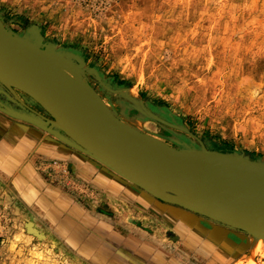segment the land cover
<instances>
[{"label": "rangeland", "instance_id": "rangeland-1", "mask_svg": "<svg viewBox=\"0 0 264 264\" xmlns=\"http://www.w3.org/2000/svg\"><path fill=\"white\" fill-rule=\"evenodd\" d=\"M0 18L35 43L74 53L92 68L84 69L92 86L139 114L134 125L168 133L173 145L264 158V0H0ZM249 257L264 264V239L235 264ZM0 264L91 263L0 186Z\"/></svg>", "mask_w": 264, "mask_h": 264}, {"label": "water", "instance_id": "water-1", "mask_svg": "<svg viewBox=\"0 0 264 264\" xmlns=\"http://www.w3.org/2000/svg\"><path fill=\"white\" fill-rule=\"evenodd\" d=\"M84 69L92 71L74 53L35 43L0 18L1 111L57 136L160 202L242 232L252 255L264 239V158L170 144L119 117Z\"/></svg>", "mask_w": 264, "mask_h": 264}, {"label": "crops", "instance_id": "crops-1", "mask_svg": "<svg viewBox=\"0 0 264 264\" xmlns=\"http://www.w3.org/2000/svg\"><path fill=\"white\" fill-rule=\"evenodd\" d=\"M0 186L91 264H235L249 248L242 232L160 202L90 155L1 110Z\"/></svg>", "mask_w": 264, "mask_h": 264}, {"label": "flooded vegetation", "instance_id": "flooded-vegetation-1", "mask_svg": "<svg viewBox=\"0 0 264 264\" xmlns=\"http://www.w3.org/2000/svg\"><path fill=\"white\" fill-rule=\"evenodd\" d=\"M90 83L91 81L88 80ZM107 81V79H106ZM110 85L113 89H118V84L115 83L113 80L110 81ZM106 86V84H104ZM95 90L99 93V95L102 97V99L109 105V107L114 110L119 117L122 119L128 121V122H134L135 120H142L139 116V114L133 110L130 109L129 105L124 102L122 99H118V96L113 91H108L106 89H103L102 87L94 86ZM107 87V86H106ZM34 107V106H33ZM133 124V123H132ZM145 130V129H144ZM156 136L162 138L166 142L170 143V140L172 139L168 133H158ZM170 137V138H169Z\"/></svg>", "mask_w": 264, "mask_h": 264}, {"label": "bare ground", "instance_id": "bare-ground-1", "mask_svg": "<svg viewBox=\"0 0 264 264\" xmlns=\"http://www.w3.org/2000/svg\"><path fill=\"white\" fill-rule=\"evenodd\" d=\"M29 224H31V223H29ZM29 224H27V225L29 226V229L32 230V231H34L35 229H34L32 226H30ZM35 231H36V230H35ZM39 235H40V234H39ZM41 235H42V234H41ZM260 241H261V239L258 240L256 246L254 247V252H252V254H253V253H254V254L256 253V249H257V247H258ZM248 261H249V264H254V259H253L252 257H249V258H248Z\"/></svg>", "mask_w": 264, "mask_h": 264}]
</instances>
